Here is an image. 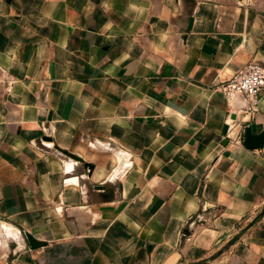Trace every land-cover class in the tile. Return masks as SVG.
I'll return each instance as SVG.
<instances>
[{"label": "crops", "instance_id": "obj_1", "mask_svg": "<svg viewBox=\"0 0 264 264\" xmlns=\"http://www.w3.org/2000/svg\"><path fill=\"white\" fill-rule=\"evenodd\" d=\"M250 62L264 0H0V264H264Z\"/></svg>", "mask_w": 264, "mask_h": 264}, {"label": "built area", "instance_id": "obj_2", "mask_svg": "<svg viewBox=\"0 0 264 264\" xmlns=\"http://www.w3.org/2000/svg\"><path fill=\"white\" fill-rule=\"evenodd\" d=\"M218 89L231 105L255 114L259 96L264 90V66L255 62L247 63L219 84Z\"/></svg>", "mask_w": 264, "mask_h": 264}, {"label": "water", "instance_id": "obj_3", "mask_svg": "<svg viewBox=\"0 0 264 264\" xmlns=\"http://www.w3.org/2000/svg\"><path fill=\"white\" fill-rule=\"evenodd\" d=\"M243 145L248 150H261L264 147V131L258 135H254L251 133L250 128H245L243 134ZM62 154L69 157L70 159L82 164L83 168L85 169H92V166L88 163H85L82 158L75 156L73 154H69L67 152L61 151ZM249 228V227H248ZM247 229V228H246ZM27 241L31 249H37L44 246V243L35 241L31 236H26ZM237 236L230 240L228 245L233 244L237 240ZM221 252H218L214 256L210 258V260H214L217 258Z\"/></svg>", "mask_w": 264, "mask_h": 264}]
</instances>
